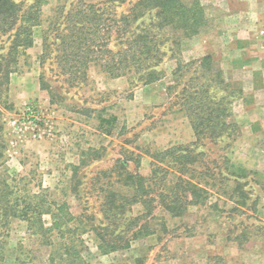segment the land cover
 Segmentation results:
<instances>
[{
    "label": "rangeland",
    "instance_id": "rangeland-1",
    "mask_svg": "<svg viewBox=\"0 0 264 264\" xmlns=\"http://www.w3.org/2000/svg\"><path fill=\"white\" fill-rule=\"evenodd\" d=\"M32 1L23 0L24 7ZM136 1L42 0L33 46L17 54L16 62L7 56L10 38L0 36V171L14 176L23 189L38 192L41 186L49 198L67 202L78 219L73 238L88 264H228L227 256L207 251V245L227 238L240 250H250L255 241L264 247V103L246 107L260 101L240 83L247 68H264V0H253L258 3L254 10L246 6L251 0H198L206 22L196 35L181 39L179 31L160 30L153 11H147L130 28L157 33L163 57L156 68L165 73L155 82L146 84L134 73L111 77L98 63H90L84 80L71 79L59 61L55 37L66 14L96 4L118 19ZM113 24V31L121 28L120 22ZM44 37L51 44L46 53ZM119 40L123 37L111 38L109 46L117 49ZM237 41L241 53L232 60L224 48ZM206 48L212 53L202 55ZM204 56L209 66H201ZM7 68L14 71L5 77ZM201 85L227 107L228 127L215 139L188 140L183 89L191 94ZM191 142L190 148L201 153L195 165L203 173L193 179L205 188L201 203L176 217L160 205L146 213L136 203L112 224L105 215L106 197L110 192L131 195L118 166L149 176L152 152ZM43 219L50 225L49 215ZM141 225L151 233H135ZM54 232L50 237L58 247L62 240ZM117 235L123 236L116 241L118 250L98 249ZM40 240L18 218L0 223V264H49L51 246ZM230 257L234 264H246Z\"/></svg>",
    "mask_w": 264,
    "mask_h": 264
},
{
    "label": "trees",
    "instance_id": "trees-1",
    "mask_svg": "<svg viewBox=\"0 0 264 264\" xmlns=\"http://www.w3.org/2000/svg\"><path fill=\"white\" fill-rule=\"evenodd\" d=\"M41 1L33 0L24 7L23 0H0V36L10 38L7 50L10 61L16 62L17 54H25L33 46L32 28L40 23ZM147 11H153L155 25L160 30L168 28L173 33L179 31L178 39L196 35L206 22L204 7L198 0L190 3L183 0H137L130 12L118 19L109 17L107 10L96 4L79 5L66 14V23L55 36L58 39L57 49L62 51L57 55L64 71L73 80H84L90 63H98L111 77L134 73L146 84L161 79L165 72L156 68L163 57L157 33L148 28L137 31L130 28ZM117 22H120L121 28L116 26L119 29L113 31V23ZM121 36L123 40L118 41L117 49L109 46L111 38L118 40ZM50 45L44 37L45 53ZM209 62V57L204 56L200 64L209 66ZM12 71L13 68H7L3 74L8 77ZM176 71H181L179 65ZM183 92H186L185 106L196 140L203 135L215 139L227 131V107L222 102H215L202 85L191 94L186 89ZM204 126L211 130H205ZM193 144H177L152 152L149 156L154 166L149 176L128 171L124 165L118 166L120 171L117 174L124 175L123 185L131 189V195L110 192L106 197L108 211H105V215L110 218V222L116 225L121 215L136 203L142 204L146 213H151L156 205H160L172 217L182 216L188 206L201 203L205 188L200 181L193 180L195 174L203 173L195 165L200 161L201 153L190 148ZM21 185V182H15L14 176L0 171V223L4 225L12 218L25 221L31 234L39 236L42 244L51 246L49 264H88L73 238L79 230L78 219L70 211L67 202L49 198L47 190L41 186L38 192H32ZM44 215L50 216V225L45 224ZM92 229L101 238L104 236L96 226ZM53 231L62 240L58 247L50 237ZM151 231L148 226L141 225L135 233L144 235ZM121 237L117 235L111 242L103 240L98 249L102 253L118 250L116 241Z\"/></svg>",
    "mask_w": 264,
    "mask_h": 264
},
{
    "label": "crops",
    "instance_id": "crops-1",
    "mask_svg": "<svg viewBox=\"0 0 264 264\" xmlns=\"http://www.w3.org/2000/svg\"><path fill=\"white\" fill-rule=\"evenodd\" d=\"M260 3V2H259ZM255 5V6H254ZM260 5V4H259ZM249 7L251 10H254V7L258 6L257 1L251 0L249 4L247 3L246 5ZM225 51L228 50L227 55L230 56V59H234L236 55L241 53V47L238 44V41L236 44H232V47H225ZM209 53H212L210 48H206L203 50L202 55H207ZM262 72L260 71H253L252 68H247L246 72H248L247 75L243 76V79H240V83L242 85V89L245 91V93L249 96L255 97L253 99L254 101H260L257 104H254L252 106L247 105L246 107L253 108L257 105H260L261 102L264 103V92L261 94H258V91L264 90V68L261 69ZM262 77V78H261ZM258 94V96H256ZM256 101V102H257ZM189 130H190V138L188 140H193L195 138L193 129L191 127V124L189 123ZM185 141V140H183ZM165 149V148H164ZM264 211V209H263ZM211 251V253L217 255L221 254L224 256H227L228 264H234L233 260L231 259L230 256H235L233 257L234 259H240V261H245L244 263L246 264H264V251H263V244L261 242L255 241L253 245L251 246L250 250H240L239 246L227 241V238L222 241H217L215 245H207V251ZM210 248H213V250H210Z\"/></svg>",
    "mask_w": 264,
    "mask_h": 264
}]
</instances>
